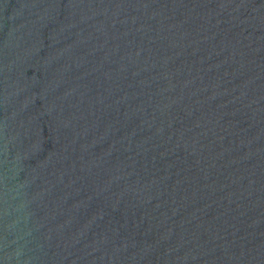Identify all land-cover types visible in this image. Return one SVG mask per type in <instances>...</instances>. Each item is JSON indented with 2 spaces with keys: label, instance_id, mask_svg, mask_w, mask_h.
Here are the masks:
<instances>
[{
  "label": "water",
  "instance_id": "obj_1",
  "mask_svg": "<svg viewBox=\"0 0 264 264\" xmlns=\"http://www.w3.org/2000/svg\"><path fill=\"white\" fill-rule=\"evenodd\" d=\"M0 264H264V0H0Z\"/></svg>",
  "mask_w": 264,
  "mask_h": 264
}]
</instances>
